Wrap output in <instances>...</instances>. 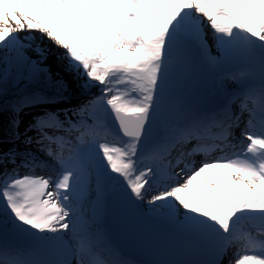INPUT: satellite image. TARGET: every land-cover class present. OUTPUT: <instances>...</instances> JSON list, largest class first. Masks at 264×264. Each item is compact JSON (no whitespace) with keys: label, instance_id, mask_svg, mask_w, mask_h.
Returning a JSON list of instances; mask_svg holds the SVG:
<instances>
[{"label":"snow or ice","instance_id":"1","mask_svg":"<svg viewBox=\"0 0 264 264\" xmlns=\"http://www.w3.org/2000/svg\"><path fill=\"white\" fill-rule=\"evenodd\" d=\"M21 81L0 264H132L98 224L108 196L146 203L197 257L153 264H264V0H0V98Z\"/></svg>","mask_w":264,"mask_h":264},{"label":"water","instance_id":"2","mask_svg":"<svg viewBox=\"0 0 264 264\" xmlns=\"http://www.w3.org/2000/svg\"><path fill=\"white\" fill-rule=\"evenodd\" d=\"M104 226L118 249L136 259L156 262L196 259L176 246V234L168 224L149 214L142 205L124 206L108 196L105 202Z\"/></svg>","mask_w":264,"mask_h":264},{"label":"rangeland","instance_id":"3","mask_svg":"<svg viewBox=\"0 0 264 264\" xmlns=\"http://www.w3.org/2000/svg\"><path fill=\"white\" fill-rule=\"evenodd\" d=\"M20 35H21V37H23L24 34L21 33ZM208 42H209V44L213 43L212 39H208ZM45 43H47V42H45ZM53 51H56V50L53 49ZM212 52H213V55L216 54V52L214 50H212ZM28 55L32 56L33 58H35L34 53H32L31 51L28 52ZM47 64H48L49 68L51 69L52 73L54 74V76H56V77H64L68 81V85H69V100H68L67 103L76 104L81 99H83V93H81V91L79 90V87H78L77 83L71 77H67L65 75L61 64L59 62H57L54 57L50 56L49 60L47 61ZM193 78H194V81H195V83H196V85L198 86L199 89L204 87V85H206L207 82L212 84L211 83V78L205 73H194L193 74ZM229 87H231V86H229ZM15 88L16 89H24L25 88V81H21L20 84L17 85ZM93 91H96V90L93 89ZM63 106H65V105H53L51 107L57 108V107H63ZM32 110L36 111L37 113H39L41 111L38 108L37 109H26V113H24V112L21 113V115H20L21 123H20V127H19L20 131L22 130L24 125L27 123V121H26L27 112H32ZM11 116H12V113H11V111L8 108H3L2 110H0V150H3V151H7V149H9V148H11L13 146L12 142L10 141L11 132H10V127H9V121L11 119ZM28 116L30 118L32 117L31 114H28ZM21 139H23V137H21ZM16 143H17V145L20 148L24 147L23 143H21L20 141H17ZM33 151H35V146H33ZM93 195H94V192L92 193V196L90 198H93ZM143 207L148 212L151 213V211L148 209L146 203L143 204ZM166 229L169 230V231H173L170 228V226L167 227ZM231 254L232 253L230 251L229 252V256H231ZM139 263L140 264H149V263H146V262H139Z\"/></svg>","mask_w":264,"mask_h":264},{"label":"trees","instance_id":"4","mask_svg":"<svg viewBox=\"0 0 264 264\" xmlns=\"http://www.w3.org/2000/svg\"><path fill=\"white\" fill-rule=\"evenodd\" d=\"M16 87V86H15ZM15 87H9L8 92L5 96L0 98V106L3 108H8L7 105L16 98L18 92L22 89H16ZM30 88V87H29ZM25 112V111H24ZM27 119V118H26ZM27 121V120H26Z\"/></svg>","mask_w":264,"mask_h":264},{"label":"bare ground","instance_id":"5","mask_svg":"<svg viewBox=\"0 0 264 264\" xmlns=\"http://www.w3.org/2000/svg\"><path fill=\"white\" fill-rule=\"evenodd\" d=\"M206 32H207V38L208 39H212V33H211V30L210 29H208L207 27H206ZM212 50H214L215 52H216V50H215V48L213 47V49ZM24 113H26V110H25V112ZM27 114H31V115H36L37 114V112L36 111H34V110H32V112H27ZM244 119H246V114H245V117L244 118H242V121H241V126H243V121H244ZM27 120V123L24 125V127L26 128L27 127V125L31 122V119L30 118H27L26 119ZM20 131V130H19ZM236 131H238V130H236ZM21 132V131H20ZM47 159V158H46ZM197 160H199V159H197ZM48 162L49 163H51V160L49 159L48 160ZM50 171H52V169H50ZM175 241H176V246H178V247H180V242H179V240H178V237L176 236V239H175Z\"/></svg>","mask_w":264,"mask_h":264}]
</instances>
